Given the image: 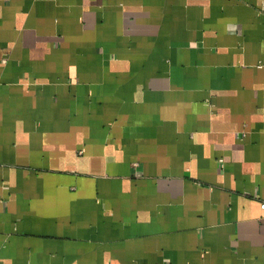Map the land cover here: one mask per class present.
<instances>
[{"label": "crops", "instance_id": "1", "mask_svg": "<svg viewBox=\"0 0 264 264\" xmlns=\"http://www.w3.org/2000/svg\"><path fill=\"white\" fill-rule=\"evenodd\" d=\"M0 264H264V0H0Z\"/></svg>", "mask_w": 264, "mask_h": 264}, {"label": "built area", "instance_id": "2", "mask_svg": "<svg viewBox=\"0 0 264 264\" xmlns=\"http://www.w3.org/2000/svg\"><path fill=\"white\" fill-rule=\"evenodd\" d=\"M261 205H263V204H261Z\"/></svg>", "mask_w": 264, "mask_h": 264}]
</instances>
